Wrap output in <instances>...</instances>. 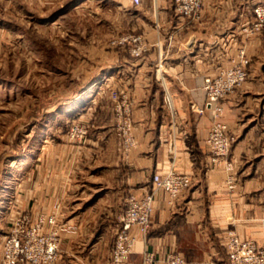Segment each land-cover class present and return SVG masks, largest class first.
I'll return each mask as SVG.
<instances>
[{"label": "crops", "instance_id": "crops-1", "mask_svg": "<svg viewBox=\"0 0 264 264\" xmlns=\"http://www.w3.org/2000/svg\"><path fill=\"white\" fill-rule=\"evenodd\" d=\"M252 1L204 0L199 22L177 16L172 0L141 1L135 21L146 53L114 55L102 66L101 118H88L96 130L81 144L65 139L41 150L32 186L16 192L21 210L57 215L63 246L54 264H115L112 254L101 262L97 244L115 239L127 196L151 191L154 174L171 169L191 175L192 185L175 201L163 190L156 193L147 245L157 258L179 253L186 264L226 261L229 231L264 241V69L223 101L224 121L236 136L229 156L234 169L228 172L237 181L234 189L226 182V166L212 162L206 145L214 110L203 90L205 78L240 61L242 48L251 57L254 47L263 48L261 37L250 39L244 32ZM113 92L126 94L133 108L137 147L128 153L117 136ZM191 103L205 112L192 111ZM132 233L140 237L138 228ZM120 264H143V254L135 252Z\"/></svg>", "mask_w": 264, "mask_h": 264}, {"label": "rangeland", "instance_id": "rangeland-1", "mask_svg": "<svg viewBox=\"0 0 264 264\" xmlns=\"http://www.w3.org/2000/svg\"><path fill=\"white\" fill-rule=\"evenodd\" d=\"M186 20H202V8L197 15ZM249 6V26L245 28L248 38L261 37L263 48L255 49L248 56L246 49L240 50V61H234L222 71L244 68L247 77L226 99L220 100L224 121V100H230L247 79L253 78L264 69V24L256 28L258 17L255 9L264 1H252ZM138 6L131 0H0V249L4 250L8 236L19 216L29 218L28 228L38 225L39 213L34 216L21 210L17 203V190H26L33 183V168L41 150H51L61 141L81 144L90 134L92 116L101 118V68L114 55L128 57L146 53V43L136 26L135 10ZM244 34V33H243ZM248 41V40H247ZM245 60H248L245 63ZM254 73V74H253ZM253 74V75H252ZM204 80L203 90L206 79ZM100 92V91H99ZM114 93V92H113ZM114 115L117 121V136L124 152L137 147L133 134V108L129 97L118 94L115 99ZM207 100V96H206ZM164 101L170 114H175L171 94ZM254 102H257L254 100ZM106 105L107 104L106 102ZM119 105L121 108H119ZM97 106V107H96ZM191 103L190 109L199 114V108ZM91 108L92 111H89ZM205 109V107H202ZM214 110V108H213ZM205 112V111H204ZM215 112V110H214ZM213 112V118H214ZM122 120V121H120ZM125 120H131V130ZM74 122L89 125V132L82 142L70 138ZM124 131H131L135 144L124 147ZM121 133V135H120ZM127 134V133H126ZM233 143L236 136L230 131ZM123 137V138H122ZM230 156V155H229ZM230 161V158H228ZM232 163V162H231ZM225 166L226 164L223 163ZM221 166L222 164H217ZM233 165V163H232ZM227 184L230 189L237 186L234 169L227 166ZM230 170V171H229ZM232 179V180H231ZM234 184V187L231 186ZM127 196L123 211L126 209ZM58 226V222L55 227ZM65 230V228H62ZM119 229V227H118ZM43 232L50 230L49 224L42 226ZM60 230V249L63 246ZM98 241V240H96ZM82 244L84 240H81ZM115 239L104 238L97 246L101 250V262H108ZM88 246L93 245L87 243ZM112 256V255H111ZM1 259V258H0Z\"/></svg>", "mask_w": 264, "mask_h": 264}, {"label": "built area", "instance_id": "built-area-1", "mask_svg": "<svg viewBox=\"0 0 264 264\" xmlns=\"http://www.w3.org/2000/svg\"><path fill=\"white\" fill-rule=\"evenodd\" d=\"M142 0H131L135 6H139ZM177 12L185 17L197 15L202 8V0H175ZM258 17L256 28L264 24V5H258L255 9ZM248 60H245L247 63ZM247 77L244 68L222 71L217 78H207L204 89L207 96V105L214 108V118L206 145L211 153L214 164L225 163L229 169L233 168L228 161L233 137L230 134L228 124L220 116L223 113L220 100L226 99L234 92L236 86L240 85ZM113 96L118 99V93ZM119 108L120 105H119ZM205 109L200 107L199 112ZM122 121V120H120ZM130 130L131 120H125ZM89 132V125L74 122L70 129V138L74 142H82ZM124 147L129 148L135 144L132 132L124 131ZM127 133V134H126ZM121 135V133H120ZM122 136V135H121ZM122 137V138H123ZM170 151L174 157L176 154L175 142H170ZM232 180V179H231ZM192 185V176L179 173L171 169L167 174L155 173L153 176V189L143 194L131 193L127 200L126 209L119 219L115 243L112 251V261L115 264L126 262L135 252L143 254V264H186V258L179 253H171L166 258H157L156 253L148 248V233L152 224L154 202L156 193L163 190L168 193L172 201L183 196ZM234 187V184L231 188ZM29 218L19 216L15 227L8 236L4 247L0 264H54L60 257V228L56 226L57 215L42 214L38 225L30 228ZM49 224L50 230L43 232V224ZM264 236V218L261 220ZM138 228L140 237L135 236L132 231ZM227 259L220 262L211 259L207 264H264V241L259 243L255 239L240 237L235 231H229L226 237Z\"/></svg>", "mask_w": 264, "mask_h": 264}]
</instances>
